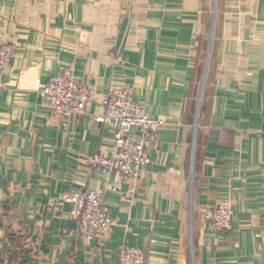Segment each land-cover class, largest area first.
<instances>
[{"label": "crops", "instance_id": "obj_1", "mask_svg": "<svg viewBox=\"0 0 264 264\" xmlns=\"http://www.w3.org/2000/svg\"><path fill=\"white\" fill-rule=\"evenodd\" d=\"M0 249L23 264H264V0H0ZM69 68L96 93L86 114L52 117L43 85ZM134 90L162 118L137 184L90 168L111 154L101 96ZM195 143V145H194ZM106 194L114 220L83 236L71 190ZM233 199L230 230L207 208Z\"/></svg>", "mask_w": 264, "mask_h": 264}, {"label": "built area", "instance_id": "obj_2", "mask_svg": "<svg viewBox=\"0 0 264 264\" xmlns=\"http://www.w3.org/2000/svg\"><path fill=\"white\" fill-rule=\"evenodd\" d=\"M15 46L0 41V71L9 66ZM52 117L67 119L84 115L96 93L80 80L73 70L66 68L48 80L40 90ZM102 113L94 116L97 122L108 123L114 131L111 154H97L88 158L90 168L118 172L124 181L137 184L141 168L151 162L150 151L158 143L162 118H152L146 109L135 102L134 90L114 87L101 96ZM195 145V143H194ZM120 184H104L99 189H73L67 197L72 216L80 233L90 239L109 231L114 220L105 206L106 194ZM235 215L233 199H223L205 209L204 216L211 230H230ZM118 264H146L145 252L139 247L124 244ZM195 264V263H193ZM204 264H219L206 262Z\"/></svg>", "mask_w": 264, "mask_h": 264}, {"label": "trees", "instance_id": "obj_3", "mask_svg": "<svg viewBox=\"0 0 264 264\" xmlns=\"http://www.w3.org/2000/svg\"><path fill=\"white\" fill-rule=\"evenodd\" d=\"M0 264H23L22 262L18 261L15 257L12 256H5V253L0 249Z\"/></svg>", "mask_w": 264, "mask_h": 264}]
</instances>
